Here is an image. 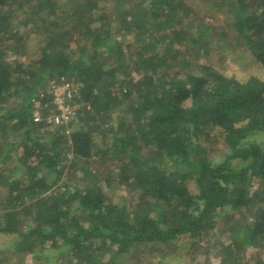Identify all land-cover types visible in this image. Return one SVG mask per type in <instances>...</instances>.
Segmentation results:
<instances>
[{
    "label": "trees",
    "instance_id": "trees-1",
    "mask_svg": "<svg viewBox=\"0 0 264 264\" xmlns=\"http://www.w3.org/2000/svg\"><path fill=\"white\" fill-rule=\"evenodd\" d=\"M15 1L0 0V100L15 97L20 105L0 116L3 121L18 119L9 131L21 132V148L16 147L13 175L0 173V185L8 189L4 208L22 206L27 210L29 204L25 203L31 201L36 207L33 218L39 222L23 230L17 218L20 210H8L0 216V231L22 234L20 251L36 252L38 244L43 247L50 242L65 246L81 261L96 264V255L109 243L115 244V254L127 252L135 244L169 243L181 234H188L192 245L199 244L214 227L217 212L226 210L230 215L232 210L248 209L251 222L237 220L220 226L221 231H229L231 239L219 245L222 261L237 264L238 250L258 244L264 236V145L252 138L264 129V79L252 75L242 80L209 65L200 73L167 68L159 72L161 63L153 60L171 65L170 59L183 52V47L173 52L171 48L181 44L188 28H193L199 35L211 33L217 40L230 30L264 65V0H227L231 21L221 24L216 36L204 25L197 26V14L185 0H149L147 4L146 0H38L37 13L47 4L44 8L51 18L45 20H51V33L46 34L48 44L41 55L28 62L8 57L7 47L17 50V42L3 46L7 40H23L9 13ZM253 1L257 9L251 7ZM181 10L189 16L185 24L175 15ZM94 18L100 24L90 26ZM155 25L164 29L156 42H165L167 52L162 57L145 54L149 47L144 43L130 63L125 46L132 44L124 42L123 34L134 31L139 39L145 34L143 28ZM73 27L85 30L89 39L78 55L67 51L72 45L67 35L75 31ZM191 60L186 54L178 65L187 67ZM132 69L142 75L132 77ZM61 78L79 86L81 107L77 126L68 136L56 126L51 145L64 137L76 157L90 158L98 150L95 132L105 137L109 127L114 139L112 153L121 158L125 171L119 177L135 191V205L109 200L98 185L60 182L63 149L53 146L50 150L41 141L32 124L41 122L33 120L29 99L43 82ZM44 100L51 103V96ZM115 104L125 109L118 130L113 131L108 121ZM216 130L223 133L228 145L217 161L206 155L199 142ZM147 146H152V154L142 151ZM189 179L196 181V191L190 188ZM256 182L261 186L252 192ZM45 258L48 261V255ZM251 264H264V259Z\"/></svg>",
    "mask_w": 264,
    "mask_h": 264
},
{
    "label": "rangeland",
    "instance_id": "rangeland-1",
    "mask_svg": "<svg viewBox=\"0 0 264 264\" xmlns=\"http://www.w3.org/2000/svg\"><path fill=\"white\" fill-rule=\"evenodd\" d=\"M185 1L195 10H192V12H196L197 14L195 16V23L197 26L204 25V27L213 30V35L215 36L220 33L222 29L220 26L221 24L231 21L232 12H229L227 0ZM148 2L149 0H146L144 3L147 4ZM37 3L38 0H16L11 5L9 13L13 15V28L14 30H19V34L23 36V40L21 43L12 39L4 42V47L12 44V42H17L20 47L17 50H11L7 47L6 50L9 52V58H19L28 62L33 58H38L41 55L42 47L48 44L46 34L51 33V29L48 28L51 20H45V18H51V15L47 14V9L44 8L47 4L37 13L35 9ZM250 3L253 9H257V2L253 1ZM60 14L64 16V13L62 14L60 12ZM175 15L180 16L179 18H181L184 24L189 22L187 18L189 16H184L183 10L177 11ZM97 16L98 15H96V17ZM190 16L194 17V13H191ZM66 24L68 25V21ZM99 24L100 20L94 18L90 26H97ZM73 28L75 31L67 35L68 41L71 40L72 43L70 47H67V51H77L78 55L82 48L89 42V39L85 35V30L76 27ZM169 28L170 27L167 29ZM143 30H145V34L139 39L136 38L134 31H126L123 34L124 42H130L132 44L131 46H125V57L130 63H133L137 58L136 52L144 43L149 47L145 54L156 53L158 55L157 57H162L167 52L165 42L164 44L160 41L156 42V40H160L164 32L162 26L157 28V25H155L154 27L143 28ZM195 32V29L188 28L183 42L181 44H175V46L171 48V52H173L176 47H183V52L181 53L185 52L184 55L179 52L176 58L173 60L170 59L172 62V64L170 62L171 65L167 66V64L160 62L158 58L153 60L155 63H161L158 70L159 72L167 68L170 72H175L176 70H190L193 73H200L205 69L204 67L206 65H209L212 66L213 69L242 80L252 75L264 79V65L254 58L246 45L243 44L241 40H238V37L234 38L235 35L230 32V30L228 32L226 31L227 35L220 40L214 38L211 33H207L208 35H199ZM193 35L200 38L199 41H193V39L188 38ZM185 47L190 48L191 51L186 52L184 49ZM186 54H189V57L192 58L191 64L187 67L178 65ZM34 70H36V68H34ZM141 75L142 72L132 69V77L139 78ZM53 80L55 79H51L45 84H43V82L34 90L29 99L32 108L39 104V94L42 92H44V94L49 93L50 83ZM70 81L73 82V80ZM50 96H52V93H50ZM187 103L190 104L191 100H187ZM18 105H20V99L18 98L15 99V97H11L10 99H2L0 100V113ZM112 106L113 117L108 123L113 125L114 131L119 128V117L123 113L122 108H125L122 105L117 106V104ZM83 108L87 110L89 105L85 104ZM77 117L68 125L58 126L60 131L68 136L72 129L78 124ZM129 119H131L130 114L128 116V120ZM17 120L16 117H13L9 118L8 121H3L0 116V173L6 174L7 176L13 175L10 171L15 164L16 147L21 148L19 144L21 132L19 130L9 131V129L12 128V124L17 122ZM40 122V124H32L36 128L37 131L35 132L40 136L41 141L49 144L50 150L53 149V146H55L54 148L56 150L63 149L64 157L61 159L59 170L60 182L69 180L71 184L81 183L98 185L105 191L109 200L120 203L126 202L128 205L136 204L135 191L128 187L127 183L123 182L122 178L119 177L123 174L122 172L125 171L122 170L119 162L121 158L114 156L112 153L114 149V139L112 136L113 133L109 130V127L105 132V137L100 131L95 132L94 136L97 141L98 150L94 156L85 159L78 158L73 154L69 148L70 142L65 140L64 137L54 145H51V132H55L57 127L55 128L48 115H45ZM106 126L107 125H105V127ZM252 138L264 145V129L255 132ZM199 142L202 144L204 148L203 151L206 155L215 161L219 160L228 150V145L220 130H216V132L211 133L209 136L203 135L202 138L199 139ZM5 144L7 147H10V149L5 150ZM151 150L152 146L142 148V151L147 154H152L153 151ZM55 174V172L51 173L48 178L53 179ZM188 184L193 191L197 190L198 186L195 180L189 179ZM260 186L261 184L256 182L253 184L251 191H256ZM7 190V186L0 185L1 218L4 217V214L8 210L19 209L20 212L17 218L21 221L22 224H20V227L23 228V230L39 222L38 219L33 218L36 207L31 205V201L25 203L29 204L27 210L21 209L22 206H11L8 207V209L4 208ZM247 211L248 209H239L238 211L232 210L233 214L230 215L226 210L217 212L214 227H210L207 235L196 245L191 244L188 234H181L178 238L169 243L149 242L135 244L129 251L115 254L113 252L116 249L115 244L109 243L104 250L98 252V255H96L98 261L96 264H224L222 261L223 255L219 252V245L221 241L230 243L231 239L228 237L229 231H221L220 226L223 224H230L237 220L251 222L252 216ZM21 239H23V235L18 232L7 233L0 231V264H92L88 263L86 260H79L78 257L74 256L71 252H67L65 246L59 248L51 245L50 242H46L43 247L41 244H38L36 252L20 251L18 247ZM238 254L240 258H238L237 264H251L257 258L264 259V236L258 244L249 245L238 250ZM45 255H48V261ZM70 259H72V261H69Z\"/></svg>",
    "mask_w": 264,
    "mask_h": 264
},
{
    "label": "built area",
    "instance_id": "built-area-1",
    "mask_svg": "<svg viewBox=\"0 0 264 264\" xmlns=\"http://www.w3.org/2000/svg\"><path fill=\"white\" fill-rule=\"evenodd\" d=\"M50 84L49 93L39 94L40 102L32 108L33 120L35 122L42 120L46 112L55 127L68 125L79 115L81 107L79 86H75L67 78L55 79ZM50 93L51 103L47 100L42 101L43 97Z\"/></svg>",
    "mask_w": 264,
    "mask_h": 264
}]
</instances>
